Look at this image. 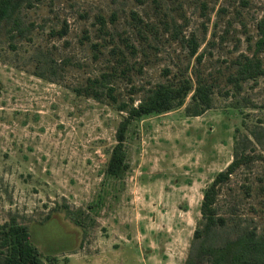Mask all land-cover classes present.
I'll return each instance as SVG.
<instances>
[{"label": "rangeland", "instance_id": "1", "mask_svg": "<svg viewBox=\"0 0 264 264\" xmlns=\"http://www.w3.org/2000/svg\"><path fill=\"white\" fill-rule=\"evenodd\" d=\"M263 15L264 0H26L0 38V228L27 225L46 264H210L200 247L264 235V77L227 81ZM198 75L217 83L212 107L188 115L189 92L134 120L126 168L107 175L118 104ZM235 150L249 159L215 202L222 224L194 237L203 192Z\"/></svg>", "mask_w": 264, "mask_h": 264}, {"label": "trees", "instance_id": "2", "mask_svg": "<svg viewBox=\"0 0 264 264\" xmlns=\"http://www.w3.org/2000/svg\"><path fill=\"white\" fill-rule=\"evenodd\" d=\"M26 0H0V38L3 32L17 30L20 26L19 14ZM138 23H143L137 17ZM171 27L177 38L180 36V28L175 19L171 18ZM258 39L251 47V55H241L231 62L232 71L227 73V81L238 89L243 82L264 77V62L261 52L264 51V15L257 23ZM179 36V37H178ZM190 54L197 51L195 39L185 40ZM197 62L200 58L196 57ZM217 83L209 82L206 78L197 76L195 83L187 77L179 76L157 83L143 89L141 97L135 104L120 102L118 108L125 112L115 132V144L107 159L105 173L117 177L126 168L125 142L127 132L134 120L153 113H161L179 106L183 103L189 92L191 104L186 106L188 115L199 116L212 107V94ZM111 90V89H109ZM85 96L102 99L101 93L94 91L92 87L80 90ZM113 102H117L112 95ZM249 156L235 150L233 160L222 171H219L205 188L200 206L202 216V228L195 229L194 237L201 232L208 233L213 227L222 224L223 218L217 215L215 202L218 195L229 179L247 161ZM91 204L90 207L97 206ZM200 254L210 258V264H264V235L248 231L235 239L227 240L220 246L200 247ZM0 264H46L37 247L31 242L29 228L25 224L10 223L6 228H0ZM190 264H201L200 259Z\"/></svg>", "mask_w": 264, "mask_h": 264}]
</instances>
